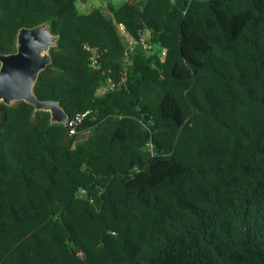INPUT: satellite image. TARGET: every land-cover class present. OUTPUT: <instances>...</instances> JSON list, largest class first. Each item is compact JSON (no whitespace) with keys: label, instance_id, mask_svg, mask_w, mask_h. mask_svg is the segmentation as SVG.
<instances>
[{"label":"trees","instance_id":"1","mask_svg":"<svg viewBox=\"0 0 264 264\" xmlns=\"http://www.w3.org/2000/svg\"><path fill=\"white\" fill-rule=\"evenodd\" d=\"M78 1L0 0V51L49 22L35 94L83 117L1 105L0 264H264V0Z\"/></svg>","mask_w":264,"mask_h":264},{"label":"water","instance_id":"2","mask_svg":"<svg viewBox=\"0 0 264 264\" xmlns=\"http://www.w3.org/2000/svg\"><path fill=\"white\" fill-rule=\"evenodd\" d=\"M59 38L52 33L50 23L45 22L19 30L16 52L0 51V118L2 104L12 107L25 102L34 107V117L38 112H49L51 124L64 125L70 120L58 101H42L34 91L40 74L53 64L51 50L58 46Z\"/></svg>","mask_w":264,"mask_h":264},{"label":"rangeland","instance_id":"3","mask_svg":"<svg viewBox=\"0 0 264 264\" xmlns=\"http://www.w3.org/2000/svg\"><path fill=\"white\" fill-rule=\"evenodd\" d=\"M127 0H79L77 2L78 9L80 13H88L93 8L100 7L102 9H106L107 14L110 15L111 13L108 11L107 6L109 4L114 5L117 9L120 8ZM121 32V31H120ZM122 34V32H121ZM123 35V34H122ZM124 41L127 42L129 45L132 44V40H127L125 36H123ZM83 137V136H80Z\"/></svg>","mask_w":264,"mask_h":264},{"label":"built area","instance_id":"4","mask_svg":"<svg viewBox=\"0 0 264 264\" xmlns=\"http://www.w3.org/2000/svg\"><path fill=\"white\" fill-rule=\"evenodd\" d=\"M119 30L122 32L123 36H125V38L127 40H129V41L131 40L130 33L126 30V27L124 25H120ZM143 43H144V41L142 42V44ZM145 48L148 49L149 47L145 46ZM92 66H94V67L97 66L96 60L94 58H92ZM109 84L111 85V80H109ZM111 86H113V85H111ZM104 90H107L106 87L101 88V90H99V94H101L102 91H104ZM82 119H83V117L79 116L78 118L73 119V120H69L68 122H66L64 124V126L66 127L70 136L76 135L77 126L81 123ZM148 146L151 148L152 144L150 143V144H148Z\"/></svg>","mask_w":264,"mask_h":264}]
</instances>
